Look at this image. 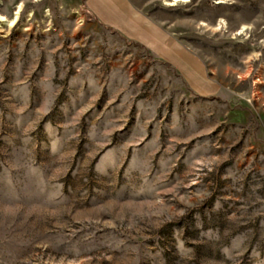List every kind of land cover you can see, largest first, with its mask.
Segmentation results:
<instances>
[{"label":"rangeland","instance_id":"rangeland-1","mask_svg":"<svg viewBox=\"0 0 264 264\" xmlns=\"http://www.w3.org/2000/svg\"><path fill=\"white\" fill-rule=\"evenodd\" d=\"M126 2L203 82L89 0H0V264H264V0Z\"/></svg>","mask_w":264,"mask_h":264},{"label":"crops","instance_id":"crops-1","mask_svg":"<svg viewBox=\"0 0 264 264\" xmlns=\"http://www.w3.org/2000/svg\"><path fill=\"white\" fill-rule=\"evenodd\" d=\"M88 4L89 9L104 22L125 27L159 59L170 61L179 67L193 83L203 82L199 61L154 23L143 21L138 12H131V6L126 0H89ZM194 70H197L196 73Z\"/></svg>","mask_w":264,"mask_h":264},{"label":"bare ground","instance_id":"bare-ground-1","mask_svg":"<svg viewBox=\"0 0 264 264\" xmlns=\"http://www.w3.org/2000/svg\"><path fill=\"white\" fill-rule=\"evenodd\" d=\"M21 4H22V1L17 2L16 6H15V14H14L13 20H11V22H14V20H16L18 12H19L20 7H21Z\"/></svg>","mask_w":264,"mask_h":264}]
</instances>
